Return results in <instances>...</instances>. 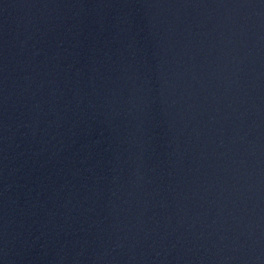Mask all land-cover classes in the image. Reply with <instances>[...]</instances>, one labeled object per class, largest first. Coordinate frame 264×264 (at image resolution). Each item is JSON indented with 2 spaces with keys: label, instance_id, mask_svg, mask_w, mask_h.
<instances>
[{
  "label": "water",
  "instance_id": "95a60500",
  "mask_svg": "<svg viewBox=\"0 0 264 264\" xmlns=\"http://www.w3.org/2000/svg\"><path fill=\"white\" fill-rule=\"evenodd\" d=\"M0 264H264V0H0Z\"/></svg>",
  "mask_w": 264,
  "mask_h": 264
}]
</instances>
